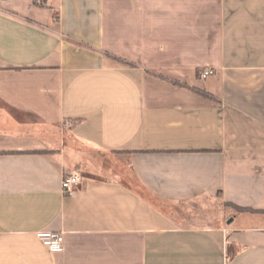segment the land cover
Returning <instances> with one entry per match:
<instances>
[{
  "label": "crops",
  "instance_id": "crops-1",
  "mask_svg": "<svg viewBox=\"0 0 264 264\" xmlns=\"http://www.w3.org/2000/svg\"><path fill=\"white\" fill-rule=\"evenodd\" d=\"M0 264H264V0H0Z\"/></svg>",
  "mask_w": 264,
  "mask_h": 264
},
{
  "label": "built area",
  "instance_id": "built-area-1",
  "mask_svg": "<svg viewBox=\"0 0 264 264\" xmlns=\"http://www.w3.org/2000/svg\"><path fill=\"white\" fill-rule=\"evenodd\" d=\"M213 75L212 70H207L202 74L206 79ZM82 185V177L79 173H69L62 180V190L65 195L73 196ZM37 238L42 244L54 254L65 252V234L63 232H39Z\"/></svg>",
  "mask_w": 264,
  "mask_h": 264
},
{
  "label": "trees",
  "instance_id": "trees-1",
  "mask_svg": "<svg viewBox=\"0 0 264 264\" xmlns=\"http://www.w3.org/2000/svg\"><path fill=\"white\" fill-rule=\"evenodd\" d=\"M240 211H242V209H240Z\"/></svg>",
  "mask_w": 264,
  "mask_h": 264
}]
</instances>
